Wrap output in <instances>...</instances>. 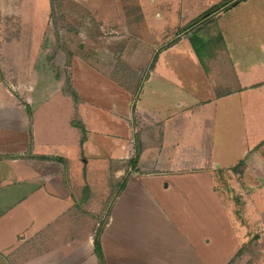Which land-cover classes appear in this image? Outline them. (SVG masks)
<instances>
[{
	"label": "rangeland",
	"instance_id": "374dc122",
	"mask_svg": "<svg viewBox=\"0 0 264 264\" xmlns=\"http://www.w3.org/2000/svg\"><path fill=\"white\" fill-rule=\"evenodd\" d=\"M243 71L250 81L264 79V0H0V107L31 106L27 123L38 147L46 151L66 140L71 151L68 160L55 161L60 171L49 182L41 180L37 161L0 156V215L40 186L47 198L64 197L61 185L76 202L83 231L97 233L115 198L116 176L137 172L124 157L144 149L138 124L146 112L162 131L142 128V138L152 143L153 133L162 136L175 171L211 174L240 250L230 264H264V82L252 95L237 90L219 98L238 84L218 77ZM67 76L76 100L64 92ZM191 98L200 102L177 114V103ZM1 123L4 132L15 131L14 120ZM69 125L84 141L82 151L65 132ZM44 232L35 238L46 240L39 249L63 240L50 242L51 229ZM26 247L11 261L27 258ZM211 247L218 262L213 254L223 249Z\"/></svg>",
	"mask_w": 264,
	"mask_h": 264
},
{
	"label": "crops",
	"instance_id": "0c3cea01",
	"mask_svg": "<svg viewBox=\"0 0 264 264\" xmlns=\"http://www.w3.org/2000/svg\"><path fill=\"white\" fill-rule=\"evenodd\" d=\"M258 44L260 46L262 43ZM211 68L215 70L213 63ZM150 77L151 74L147 80ZM227 77L224 81L219 76L218 82H235L238 88L222 92L223 97L219 98L236 94L237 90L251 94L250 91H255L257 85L264 82V79L258 83L250 81L248 73L244 71L240 76ZM74 89L78 93L76 87ZM175 91L178 92L177 89ZM61 95L66 98L62 92ZM198 102V98L185 102L186 105L178 102L175 112H189L194 107L193 104ZM28 111H31V106L24 109L15 106L0 107V156H10L14 158V163L33 164L37 161L45 171L40 179L44 182L53 181L60 171L59 163L55 161H66L71 152L66 144L68 141L52 145L46 151L41 150L37 140H33L36 131L27 123ZM139 115H142L144 122L138 124L142 140L140 143L144 149L138 152L137 158L134 150L131 157H124L126 162L135 160L134 170L137 172L133 175L128 173L124 188L114 198L102 227L99 243L104 264H230L240 250L235 247L233 230L220 197L211 186V174L208 170L179 168L180 171H175L174 158L168 163L169 155L161 149L159 135L152 134L153 127L159 132L162 131V126L158 128V123L154 124L146 112ZM11 120L16 122L12 126L15 131L4 132L1 122ZM142 128L152 130L149 134H152L150 137H153L154 142L147 143L149 137L142 138ZM67 131H70L69 137L75 146L78 145V140L79 145L82 143L79 146L82 151L84 141L81 142L76 129L69 125L65 132ZM147 148H155L150 150L153 151L150 153L153 155L150 160L145 157ZM122 154L119 152L117 156ZM125 174L121 172L116 176L117 180ZM54 183L58 184L56 181ZM57 187L64 197L47 198L51 194L40 186L0 215V264H100L94 253L97 229L83 231V224L74 218L76 202L72 203L67 199L68 190L61 185ZM148 188H154L155 191ZM36 199L49 203L36 206L33 203ZM36 212L41 217L36 216ZM62 216H68V220L55 228L54 224ZM49 229L51 233L48 241L55 242L56 238L60 240L61 237L63 240L59 244H42L39 249L42 238H35L44 235V231ZM215 243L223 249L219 255L213 254L215 258H219L218 262H213L210 254L211 245ZM26 245L28 250H32L28 257L11 261L18 248Z\"/></svg>",
	"mask_w": 264,
	"mask_h": 264
},
{
	"label": "trees",
	"instance_id": "16d2710c",
	"mask_svg": "<svg viewBox=\"0 0 264 264\" xmlns=\"http://www.w3.org/2000/svg\"><path fill=\"white\" fill-rule=\"evenodd\" d=\"M71 54L72 53L69 52V56H71ZM154 59L155 58H153V62H154ZM153 62H152V65H153ZM68 64H70V63H68ZM152 65H150V66L152 67ZM65 82L67 83L66 89L64 91L65 94L67 96H71V98L73 100L78 99L77 96H76L75 91L72 89V87H71V85L69 83V76H67V80H65ZM139 82H140L139 80L138 81H135L136 84L134 85L133 88H131L129 90L132 94H136L137 93V91H138V89L140 87ZM128 163L133 166V165H135V160L131 159ZM239 165H241V163H239ZM127 177H128V173H126L124 177H120L119 180H117L118 181V189L116 190L115 197L124 188V185L126 183ZM104 224H105V222L103 223V225L100 227V229L96 233V239L94 240V253H95L96 257L98 258L100 264H104V259H103V255H102V251H101V247H100V243H99V236L101 234L102 227L104 226Z\"/></svg>",
	"mask_w": 264,
	"mask_h": 264
}]
</instances>
